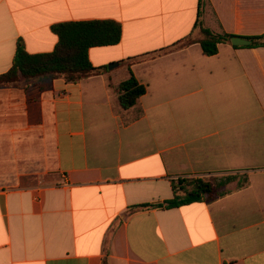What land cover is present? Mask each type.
Returning a JSON list of instances; mask_svg holds the SVG:
<instances>
[{
    "label": "crops",
    "instance_id": "obj_1",
    "mask_svg": "<svg viewBox=\"0 0 264 264\" xmlns=\"http://www.w3.org/2000/svg\"><path fill=\"white\" fill-rule=\"evenodd\" d=\"M198 13L199 0H0V75L19 40L53 52L54 25L122 27L119 44L89 51L114 69L0 88V264H264V47L163 52L200 37ZM203 20L263 36L264 0H207ZM131 73L146 94L124 110ZM213 176L239 179L225 196L165 206L172 180Z\"/></svg>",
    "mask_w": 264,
    "mask_h": 264
},
{
    "label": "trees",
    "instance_id": "obj_2",
    "mask_svg": "<svg viewBox=\"0 0 264 264\" xmlns=\"http://www.w3.org/2000/svg\"><path fill=\"white\" fill-rule=\"evenodd\" d=\"M207 0H199V13L196 29L200 37L189 36L180 40L163 52H173L200 44L206 56H215L221 45H232L235 36L206 27L203 20V9ZM53 32L58 37V44L53 52L30 54L22 40L17 43V49L12 68L0 75V88H24L40 78H61L69 83H78L92 76L102 75L108 67H95L90 60L89 51L94 47L114 46L122 40V27L114 21H81L66 22L54 25ZM253 41L251 47H264V35L247 38ZM233 46V45H232ZM236 48V46H233ZM135 59L122 62L132 66ZM146 87L141 85L131 73L130 78L118 87L119 104L124 110L135 107ZM238 176L219 177H181L172 180L173 198L165 202L167 208H178L196 202L211 201L219 196H225L231 191L227 186L238 181ZM236 189L244 187L248 179L242 176ZM152 207L151 205L135 206L132 210Z\"/></svg>",
    "mask_w": 264,
    "mask_h": 264
},
{
    "label": "water",
    "instance_id": "obj_3",
    "mask_svg": "<svg viewBox=\"0 0 264 264\" xmlns=\"http://www.w3.org/2000/svg\"><path fill=\"white\" fill-rule=\"evenodd\" d=\"M231 43H232L233 46H237V47L250 46V45L253 44V42L251 40H247V39L240 38V37L232 38ZM119 65H120V63L110 64L108 66V69L112 70V69H114L115 67H117Z\"/></svg>",
    "mask_w": 264,
    "mask_h": 264
}]
</instances>
